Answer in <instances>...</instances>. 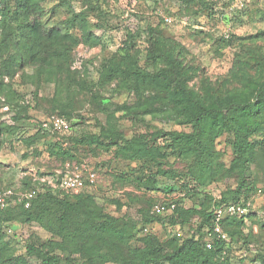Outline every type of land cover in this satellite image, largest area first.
I'll return each instance as SVG.
<instances>
[{
  "label": "rangeland",
  "instance_id": "1",
  "mask_svg": "<svg viewBox=\"0 0 264 264\" xmlns=\"http://www.w3.org/2000/svg\"><path fill=\"white\" fill-rule=\"evenodd\" d=\"M206 1L213 3L214 8L204 10L199 2L186 8L178 0H37V7L29 14L32 26L44 36L53 26H59L60 33L68 30L75 41H66L71 45L65 54L66 68H62L64 63L53 58L43 62L44 54L15 62L13 59L19 57L20 51L12 42L8 51L0 49V186L8 183L10 177L14 180L13 190L24 194L25 187L20 182L23 174L44 172L47 174L42 178L57 179L68 163L70 170L94 171L95 182L78 192H68L69 199L74 203L75 194H90L102 209L103 219L124 218L135 223V237L127 245L120 244L113 253L116 258L125 256L127 259L133 248L143 247L140 238L146 232H155L162 242L178 233L168 219L145 221V214L154 213V202L173 200L186 207L210 209L223 191L235 188L241 170H232L227 165L213 182L194 189L187 177L195 176L197 161L170 146L164 158L128 159L118 154L117 144L110 146L109 140L103 145L91 146L74 139L99 133L101 129L109 132L112 126L117 129L118 137L126 138L138 135L149 138L160 130L190 129L168 111L170 105L166 100L157 98L154 104L148 105L146 102L151 95L164 96V93L153 89L152 92L133 76L97 83L100 80L97 69L114 63H136L134 66L150 72L161 69L174 80L176 71L171 60H166L165 56L147 57L158 45L165 52L175 51L174 58L183 77L206 100L211 96L219 97L221 105L228 102L238 88L243 87V96L248 93V88L234 73L240 60L248 62L245 70L251 76L244 79L250 87L256 86L263 77L257 61L264 60V10L232 13L227 11L225 0ZM80 13L85 16L87 27L101 38L100 44L83 39L81 27L75 22ZM166 17H171L172 21H166ZM3 26L0 22V43L6 28ZM227 32L231 33L230 37ZM43 42L47 43L45 39ZM49 43L60 45L55 40ZM3 61L9 64L6 66ZM144 109L151 112L146 113ZM54 113L65 114L72 121L71 131L64 136L38 131L39 122ZM15 115L21 119L15 120ZM28 136H34L30 146L22 141ZM118 140L121 144L122 139ZM217 151L219 162L229 163L235 158L224 140L218 143ZM158 169L170 171L172 176L158 174L155 178L153 175ZM245 175L254 193V201L249 206L259 211L260 219L244 218L247 242L235 239L229 247L227 261L230 264H264V222L261 220L264 145L256 149ZM167 187L175 190L169 191ZM13 203L10 200V204ZM246 208L248 212V206ZM13 211L10 217L0 213V236L5 235L4 240L8 242L0 253L2 258L24 255L30 243L43 245L61 239L39 222L22 221L16 216V210ZM192 222L196 224L197 218ZM107 251L102 247V252ZM60 255L68 257V264H119L110 259L90 262L83 253L61 252Z\"/></svg>",
  "mask_w": 264,
  "mask_h": 264
},
{
  "label": "trees",
  "instance_id": "2",
  "mask_svg": "<svg viewBox=\"0 0 264 264\" xmlns=\"http://www.w3.org/2000/svg\"><path fill=\"white\" fill-rule=\"evenodd\" d=\"M178 1L186 8L193 2L202 3L204 10L211 6L212 9L214 8V4H210L206 0ZM233 3L234 0H225L224 4L228 12H230L229 7ZM37 4V0H0V22L3 23V27H6L0 49L8 51L10 42H12L16 50L20 51L19 57L13 59L15 62L23 61L26 57H32L34 54H44L43 62L48 58H53L56 62L64 63L62 68H66L65 54L71 47L66 41L67 39L75 41L74 37L68 33V30L60 33L59 26H53L46 33V37L35 29L29 19V14L32 8L37 7ZM262 10H264V3L252 0L247 8L236 11ZM75 19V22L81 27L83 39L96 45L100 44L101 38L87 27L83 13L76 15ZM12 23L15 25L13 26ZM226 34L231 36L229 32ZM44 39L47 43L43 42ZM51 40H55L60 45L49 43ZM174 52L170 50L165 52L158 45V48L147 56L150 59H156V56H165L166 60H171L176 71L174 80L161 69L150 72L140 66H134L136 63L131 65L114 63L105 65L102 69L96 68L100 75V80L97 83L104 84L119 76H133L145 88L164 93V96L151 95L146 102L148 105L154 104L157 98L166 100L170 105L168 111L171 110L176 115L179 123L190 127L189 130L176 129L169 132L160 130L149 138L142 135L126 138L119 135L122 139V143L119 144L117 143L119 137L115 131L117 129L112 126L109 132L101 129L99 133H88L74 139L78 143L91 146L103 145L105 140H109V145L117 144L116 152L128 159L157 160L164 158L167 155L165 150L170 146L179 150L184 156L197 161L195 176L187 177L188 184L193 183L194 189L198 190L197 187H203L213 182L227 165L231 166L232 170L235 168L241 170L237 186L235 188L228 187L223 191L221 197L214 200L210 209L186 207L179 201L173 200L171 202L165 200L154 202L152 205L174 203L175 209L171 214H145V221L148 223L154 220L164 222L168 219L171 226L177 228L176 231L182 232L183 230L182 236L173 233L166 242H162L160 236L155 232H146L140 238L143 247L131 248L130 257L127 259L125 256L116 258L113 253L118 250L120 244L127 245L135 237L136 233L133 232L135 223L124 218L103 219L102 209L98 207L94 197H89L90 194L85 196L83 193L75 194L74 197L77 200L73 203L69 199L68 192L55 188L48 181L40 179L47 173H25L20 179L21 184L25 187L24 193L36 191L30 205L28 207L25 205L26 200L15 201L0 209V213L2 216L10 217L13 210H16V216L20 217L22 221L39 222L61 239H53L43 245L30 243L26 246L24 255L11 256L10 259L0 256V264H34L32 260L37 264H68L66 261L68 257L62 258L61 252L83 253L86 260H90V262L110 259L119 264H230L227 261L230 245L234 243L235 239L236 242H247L248 235L244 232L246 227L244 218L254 216L260 219L259 211L253 210L249 206L254 201V193L251 192L250 183H247L245 171L248 168V163L252 161L256 149L264 145V60L257 61L259 72L263 77L254 87H250L247 80L244 79L248 76V72L245 70L248 67V62L240 60L239 67L234 70V73L249 91L243 96L241 91L243 87L238 88L234 91L235 95L229 97L228 102L219 105L221 102L219 97L211 96L206 100L195 88L189 86L187 78L183 77V71L175 61ZM3 62L6 66L9 64L7 61ZM250 77L248 76V78ZM144 112L149 113L151 110L144 109ZM52 115L63 116L69 120L70 130L66 132L49 131L42 127L43 120H41L38 124L39 132L64 136L71 131L73 124L69 117L59 113ZM14 119L19 120L21 116L15 115ZM12 129L8 128V130ZM223 140L229 144L235 156L229 163L218 161L217 145ZM22 141L30 146L34 141V136L23 137ZM63 153L67 154V152ZM169 173L170 171L158 169L153 176L155 178L158 174L172 176ZM7 182L4 185L5 188L1 185L0 189L13 188L14 180L9 177ZM184 186L187 185L184 184ZM168 189L169 191L175 190L173 187ZM18 193L20 192H15L13 197L19 195ZM229 202H241L248 206L249 210L243 215H225L220 220L223 231L229 237V240H226L214 231V226L216 225L217 210ZM262 208L264 209V205ZM262 215L261 220L264 222V210ZM193 218H197L196 224L192 222ZM186 228H188L187 231ZM251 228L253 227L251 226ZM185 231L186 234H184ZM4 237L5 235L0 236V253L8 245ZM207 241L212 242L211 248L207 246ZM102 247H106L108 251L102 252Z\"/></svg>",
  "mask_w": 264,
  "mask_h": 264
},
{
  "label": "built area",
  "instance_id": "3",
  "mask_svg": "<svg viewBox=\"0 0 264 264\" xmlns=\"http://www.w3.org/2000/svg\"><path fill=\"white\" fill-rule=\"evenodd\" d=\"M252 0H234V3L230 5L229 9L233 13L238 9H245L250 5ZM264 3V0H259ZM166 21L171 22V17H166ZM42 127L52 131V132H66L70 130L71 123L63 116L51 115L50 117L42 121ZM70 164L66 166V170L61 173L57 179L50 178H41L42 181H48L55 188H59L65 192H78L88 185H92L96 180V173L94 171H83L81 169H72L70 170ZM13 188H8L0 190V209L5 208L10 204V200L15 201H25V205L28 207L30 205L31 199L36 195V191H29L24 194H19L17 196ZM175 209V204L171 203L166 204H154L152 207V212L156 214H171ZM247 212V208L241 202H229L223 205L220 209L217 210L216 225L214 226V231L220 235L222 239L229 240L228 235L223 231V228L220 224V220L225 215H243ZM178 236L181 235L180 231L177 233ZM207 246L212 247V242L207 241Z\"/></svg>",
  "mask_w": 264,
  "mask_h": 264
}]
</instances>
